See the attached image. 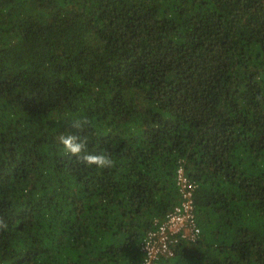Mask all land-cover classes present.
Returning <instances> with one entry per match:
<instances>
[{"label": "trees", "instance_id": "obj_1", "mask_svg": "<svg viewBox=\"0 0 264 264\" xmlns=\"http://www.w3.org/2000/svg\"><path fill=\"white\" fill-rule=\"evenodd\" d=\"M0 141V264H142L180 166L157 262L264 264V0H0Z\"/></svg>", "mask_w": 264, "mask_h": 264}, {"label": "built area", "instance_id": "obj_2", "mask_svg": "<svg viewBox=\"0 0 264 264\" xmlns=\"http://www.w3.org/2000/svg\"><path fill=\"white\" fill-rule=\"evenodd\" d=\"M177 185L182 200L174 210L167 214L164 221L146 234L143 243L146 261L142 264H159L157 261L161 256L167 259L172 256L175 249L174 244L179 242L177 238H172L173 234H180L184 238L193 240H196L200 234L201 229L197 223L193 201V191L197 185L187 176L183 166L178 169Z\"/></svg>", "mask_w": 264, "mask_h": 264}, {"label": "clouds", "instance_id": "obj_3", "mask_svg": "<svg viewBox=\"0 0 264 264\" xmlns=\"http://www.w3.org/2000/svg\"><path fill=\"white\" fill-rule=\"evenodd\" d=\"M90 123H91V121L88 118H84L82 120H77V121L73 122L72 126L74 128L83 130V128L85 126L89 125ZM57 139H58V143H60L62 145L63 151L65 152V154H70L72 156L77 157L79 160L85 162L88 166L95 165L101 169L110 168V167L114 166V161L105 153H100V154L87 153L85 151L86 145L83 141L80 140V137L78 135H75V134L60 135ZM185 172H186V170H185ZM186 174H187V172H186ZM187 176L190 177L188 174H187ZM177 177H178V170H177V174H176V185H177ZM191 180L193 182H195L194 179H191ZM196 185H197V183H196ZM196 189H197V186H196ZM178 191L180 192L179 186H178ZM180 195H181V192H180ZM181 200H182V196H181ZM180 202H178L176 205L180 204ZM176 205H174V208ZM174 208L172 210H174ZM172 210H170V211H172ZM166 218H167V215H166ZM164 220H162V221H164ZM156 222H158V220ZM197 223H198V221H197ZM4 227H6V225H4Z\"/></svg>", "mask_w": 264, "mask_h": 264}, {"label": "rangeland", "instance_id": "obj_4", "mask_svg": "<svg viewBox=\"0 0 264 264\" xmlns=\"http://www.w3.org/2000/svg\"><path fill=\"white\" fill-rule=\"evenodd\" d=\"M35 131L34 132H32V135H33V137H32V139H34V138H39V139H41L43 136H44V132H46V130L44 129V128H42V127H37V128H35L34 129ZM49 134H52V133H49ZM4 136V135H3ZM18 138H20V136L18 135ZM15 147H17V148H20V150H22V145L21 146H19V145H17V144H15L14 145ZM11 147L13 148V141L11 142ZM0 148H1V158H3V156H4V153H5V151H4V143L3 142H1L0 141ZM24 153L26 154V155H28V152H26V151H24ZM186 233V232H185Z\"/></svg>", "mask_w": 264, "mask_h": 264}]
</instances>
